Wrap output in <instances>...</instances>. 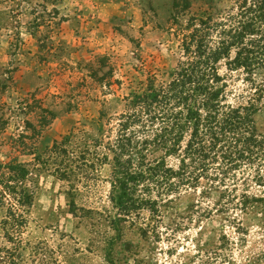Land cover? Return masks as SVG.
<instances>
[{
  "label": "rangeland",
  "instance_id": "374dc122",
  "mask_svg": "<svg viewBox=\"0 0 264 264\" xmlns=\"http://www.w3.org/2000/svg\"><path fill=\"white\" fill-rule=\"evenodd\" d=\"M239 1L0 0V264H264V162L261 185L246 170L233 191L157 198L156 214L111 200L120 101L171 80L193 25ZM255 117L264 134V94Z\"/></svg>",
  "mask_w": 264,
  "mask_h": 264
},
{
  "label": "trees",
  "instance_id": "16d2710c",
  "mask_svg": "<svg viewBox=\"0 0 264 264\" xmlns=\"http://www.w3.org/2000/svg\"><path fill=\"white\" fill-rule=\"evenodd\" d=\"M237 5V16L218 22L208 17L193 25L183 40L185 60L171 80L157 84L150 76L142 91L120 101L123 112L111 151L112 189L122 192L111 194V200L120 204L124 215L133 209L156 214L157 198L180 194L182 188L233 191L238 174L246 170L262 184L264 134L255 116L264 84L255 83L254 76L264 68V0H240ZM237 72L248 82L246 96L230 89ZM100 142L95 139L93 145ZM152 147L160 155L148 159ZM94 158L109 160L107 155ZM167 158L176 159V165H168ZM140 185L145 186L143 195L137 194Z\"/></svg>",
  "mask_w": 264,
  "mask_h": 264
}]
</instances>
